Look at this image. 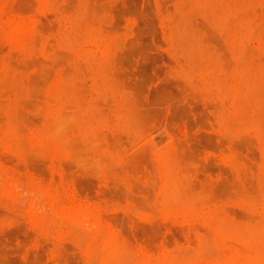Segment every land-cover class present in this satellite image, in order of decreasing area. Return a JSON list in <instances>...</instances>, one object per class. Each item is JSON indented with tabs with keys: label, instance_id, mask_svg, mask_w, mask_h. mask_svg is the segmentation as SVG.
Returning a JSON list of instances; mask_svg holds the SVG:
<instances>
[{
	"label": "rangeland",
	"instance_id": "1",
	"mask_svg": "<svg viewBox=\"0 0 264 264\" xmlns=\"http://www.w3.org/2000/svg\"><path fill=\"white\" fill-rule=\"evenodd\" d=\"M0 264H264V0H0Z\"/></svg>",
	"mask_w": 264,
	"mask_h": 264
},
{
	"label": "bare ground",
	"instance_id": "2",
	"mask_svg": "<svg viewBox=\"0 0 264 264\" xmlns=\"http://www.w3.org/2000/svg\"><path fill=\"white\" fill-rule=\"evenodd\" d=\"M56 129H57V127H56ZM60 131V130H59ZM56 133H57V131H56ZM207 241H209V240H206V242ZM203 242V241H202ZM210 242V241H209ZM203 246H205L204 244H203ZM210 250H212V249H210ZM205 251V250H204ZM207 251V250H206ZM208 253V252H207ZM211 253V252H210Z\"/></svg>",
	"mask_w": 264,
	"mask_h": 264
}]
</instances>
